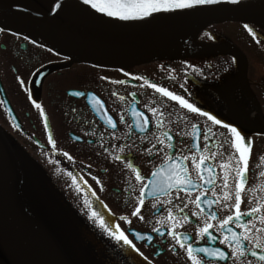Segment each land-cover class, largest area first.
Wrapping results in <instances>:
<instances>
[{
    "label": "flooded vegetation",
    "instance_id": "1",
    "mask_svg": "<svg viewBox=\"0 0 264 264\" xmlns=\"http://www.w3.org/2000/svg\"><path fill=\"white\" fill-rule=\"evenodd\" d=\"M256 69L259 71L254 63L248 62V87L259 108L244 90L240 60L236 56L179 57L100 68L70 61L0 27V128L14 147L17 167V177L9 182V188L12 193L14 189L18 192L31 181L41 204L59 207L67 220L61 234L72 252L63 246L74 264H90L98 255L101 238L109 240L115 249L108 258L109 264H191L186 254L189 243L194 254L202 258V264H233L231 249L220 241L230 229H242H237L235 221L221 226L220 220L234 209L211 201L223 200V192L229 191L233 199L224 203H234L237 160L233 157L238 154L222 125H215L202 113L208 112L232 124L251 140L241 210L256 207L264 201V129L259 126L264 120V74ZM145 80L149 83L145 84ZM151 84L182 96L201 112L190 111ZM76 92L84 95H75ZM5 100L15 121L6 109ZM34 102L41 105L43 117ZM109 117L115 128L108 123ZM193 124L197 125L195 129ZM49 138L54 143H49ZM162 139L163 145L159 144ZM193 153L197 162L201 156L207 158L203 167L210 171L199 172L192 162ZM115 155H121L122 159L115 160ZM168 155L176 159L187 157L184 163L193 181L192 189L179 190V196L176 189L171 197L145 196L141 208L144 219L132 216L140 187L149 182L153 169ZM129 161L139 168L143 181H136L125 167ZM30 164L37 174H30ZM30 176L36 179L31 180ZM209 176L213 178L211 185L207 183ZM201 192L205 195L196 202ZM165 200L172 203L164 204ZM169 209L180 221L174 231L188 236V240L182 241L184 248L167 234L171 228ZM89 211L103 217L111 231H117V227L124 231L139 252L90 221ZM192 212L199 215L193 217ZM205 212L215 213V217L206 216ZM72 213L84 224L81 228L74 223ZM184 215L189 216L188 221L183 219ZM122 216H127L128 221L121 220ZM205 222L214 227L198 235L197 229ZM256 226L260 227L258 223ZM154 228L160 231L153 232ZM148 236L152 239L148 240ZM198 248H221L228 258L221 261L207 257L196 252ZM236 264L264 262L249 253L243 262Z\"/></svg>",
    "mask_w": 264,
    "mask_h": 264
},
{
    "label": "water",
    "instance_id": "2",
    "mask_svg": "<svg viewBox=\"0 0 264 264\" xmlns=\"http://www.w3.org/2000/svg\"><path fill=\"white\" fill-rule=\"evenodd\" d=\"M60 4L57 7L56 0H0V24L72 59L101 66L187 53L193 37L210 23L230 20L264 25V0H240L239 5L220 0L216 5L198 6L196 11L156 13L139 20L108 17L83 0H60ZM12 163V151L0 133V172L11 169ZM12 210L15 207L0 180V243L10 264H26L8 222ZM56 254L54 264H71L58 247Z\"/></svg>",
    "mask_w": 264,
    "mask_h": 264
},
{
    "label": "snow or ice",
    "instance_id": "3",
    "mask_svg": "<svg viewBox=\"0 0 264 264\" xmlns=\"http://www.w3.org/2000/svg\"><path fill=\"white\" fill-rule=\"evenodd\" d=\"M233 5H239L240 0H229ZM85 5L90 6L91 9L95 12L101 13L108 17L117 18L119 20H139L146 17H151L156 13H169V14H178L180 10H198V6L205 5H216L220 3V0H83ZM57 7H62L60 0H56ZM52 11H56V8H53ZM244 28L247 29L250 33L254 29L249 24H244ZM25 40L28 39L27 36L24 37ZM145 84L149 82L144 81ZM116 83H125V81H116ZM151 87L156 89L158 92L162 93L164 96L171 98L172 100H177L180 104L189 109L192 112H201V109L195 106L193 103H189L188 100L184 99L182 96L176 95L171 91H168L166 88L158 87L156 84H151ZM183 87V86H182ZM75 95H84V93L76 92ZM99 103V101H97ZM35 107L40 109V114L43 117L44 111L39 103H35ZM152 112H156L155 108L150 109ZM204 116L208 117L215 125H222V127L227 131L228 138L231 140V147L234 149L237 156L233 157L237 160L236 167V179L234 181V203L231 205L224 203V201L232 200V193L229 191L223 192V200L217 201L213 200L211 203H221L224 208L231 207L234 209L230 215L226 216L224 219L220 220L221 226H226L231 221L237 223V229L242 230H233L230 229L228 233H225L224 238L221 239L220 243L227 245L231 249L230 255L233 258V264H236L237 261H244V258L251 253V256L257 257L259 261L264 262V201L257 203L256 207H249L246 211L241 210L242 203V192L245 189L244 177L245 173L248 171V162L251 155L252 143L251 140L241 134V131L233 126L230 123L222 122L215 115H210L208 112L202 113ZM163 113H161V116ZM108 123L111 124L113 128L116 127L112 123L111 117L108 118ZM145 124L148 121H144ZM197 125L193 124L192 128L195 129ZM167 137V133L164 134ZM208 139L207 136L204 137ZM170 139V137H169ZM49 143H54V141L49 138ZM165 140H160L159 144L163 145ZM167 147L175 151L172 144H168ZM153 148L157 151L160 149L153 145ZM105 152L108 151L107 148L104 149ZM67 155V153H65ZM212 156L216 155L211 153ZM115 160H121V155H115L113 157ZM187 160V157H180L179 159L173 158L171 155L165 157L163 163L155 167L151 173L149 182L139 189V199L135 205L134 210L131 212V215L134 217H139L141 220L144 217L141 215V208L145 203V196H157L165 195L171 197L173 195L172 190L176 189V195L179 196V190L189 192L193 187V181L189 175V171L185 166L184 161ZM207 158L201 156L197 162V157L195 153L192 154V162L198 168L199 172L210 171V169H205L203 165L206 163ZM127 169H130L133 173L136 181H143L145 178L142 176L138 167H136L131 161L125 164ZM99 183V181H97ZM207 183L211 185L213 183V178L209 176ZM225 187H227V176L224 177ZM205 194L203 192L200 195L196 196V202H199ZM213 195H216L214 192ZM209 203L208 200L204 201ZM164 204H171L172 200L163 201ZM156 203L153 204V207H156ZM187 206V205H185ZM199 206V205H198ZM176 211L182 212V209H177ZM201 211H205L201 209ZM168 218L171 221V228L168 229L167 234L175 239L177 245L181 248H184L185 245L182 241L188 240V236L180 232L174 231L177 225L180 223L177 220L176 216L173 214V211L169 209ZM193 217L198 216V212H192ZM206 216L215 217V213L205 212ZM250 217V219H243V217ZM88 219L94 221L99 227H101L109 236L113 237L116 240H122L125 244L130 245L133 249L139 252V249L132 243L131 240L125 235L124 231H120L117 227V231H111L103 217H100L97 212L89 211ZM183 219L185 221L189 220L188 215H184ZM121 220L128 221L127 216H122ZM259 224L260 227H257L256 224ZM214 227L213 224L205 222L203 227L197 229L198 235L208 233L210 228ZM153 232L160 231L159 228H154ZM137 238H139V233H137ZM148 240H151L152 237L148 236ZM196 252L202 253L207 257H214L218 260L224 261L228 258V253L221 248L208 249V248H198L195 249ZM187 258L191 261V264H202V258H198L194 254L192 244L189 243L186 248ZM143 256V253H140ZM147 259V257H145Z\"/></svg>",
    "mask_w": 264,
    "mask_h": 264
},
{
    "label": "rangeland",
    "instance_id": "4",
    "mask_svg": "<svg viewBox=\"0 0 264 264\" xmlns=\"http://www.w3.org/2000/svg\"><path fill=\"white\" fill-rule=\"evenodd\" d=\"M245 23L241 22H223L219 24L211 25L208 29L217 32L220 44H235L240 45L241 49L245 52L249 58H264V43L260 39H257L253 32H249L244 28ZM255 31L259 30L255 25L249 24ZM230 56V55H227ZM224 58V57H222ZM28 149L33 153L31 146ZM29 227L31 230H37V225L34 220H29ZM107 242V239H104ZM1 260V255H0Z\"/></svg>",
    "mask_w": 264,
    "mask_h": 264
},
{
    "label": "bare ground",
    "instance_id": "5",
    "mask_svg": "<svg viewBox=\"0 0 264 264\" xmlns=\"http://www.w3.org/2000/svg\"><path fill=\"white\" fill-rule=\"evenodd\" d=\"M243 23H252V22H249V21H242Z\"/></svg>",
    "mask_w": 264,
    "mask_h": 264
}]
</instances>
